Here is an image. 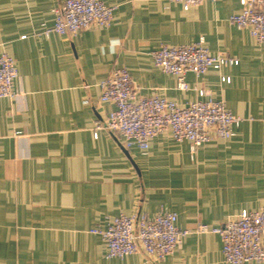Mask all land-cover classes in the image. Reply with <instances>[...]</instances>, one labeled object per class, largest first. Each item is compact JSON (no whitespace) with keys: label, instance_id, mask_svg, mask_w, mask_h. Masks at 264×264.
Masks as SVG:
<instances>
[{"label":"crops","instance_id":"0c3cea01","mask_svg":"<svg viewBox=\"0 0 264 264\" xmlns=\"http://www.w3.org/2000/svg\"><path fill=\"white\" fill-rule=\"evenodd\" d=\"M62 1L0 0V52L13 56L17 70L15 95L0 98V264H231L219 235L194 227L264 208V42L229 22L239 0L188 9L171 1L102 0L114 7L108 27L73 37L45 33ZM199 37L211 53L238 63L188 72L189 89H179L150 52ZM117 67L129 71L139 96L180 105L223 100L241 118L235 135L191 149L166 131L146 150L124 148L105 128L95 137L96 123L114 108L100 100L99 83ZM164 210L190 233L161 259L141 250L107 258L105 243L90 231L120 213L152 217Z\"/></svg>","mask_w":264,"mask_h":264},{"label":"built area","instance_id":"2783aa9c","mask_svg":"<svg viewBox=\"0 0 264 264\" xmlns=\"http://www.w3.org/2000/svg\"><path fill=\"white\" fill-rule=\"evenodd\" d=\"M179 3L183 9L196 7L205 0H161ZM215 1V0H209ZM241 9L229 15L231 24L248 30L258 43L264 42V0H239ZM114 7L102 0H63L52 10L53 23L48 31L73 37L91 26L108 27ZM153 63L162 72L175 77L176 86L187 90L188 72L199 76L208 69L236 65L238 60L224 53H211L203 37L182 45H161L150 52ZM17 75L12 55L0 52V98L13 97V81ZM229 82L230 77L222 76ZM100 100L113 104L103 122L95 125L119 135L124 148L132 145L142 150L149 147L151 138L169 131L177 141L187 140L191 149L214 138L229 139L241 118L227 109L221 99L207 97L184 105L160 95L139 96L129 71L114 68L99 83ZM200 96L205 91L198 90ZM175 212L164 210L152 217L145 213L114 216L104 228L90 231L100 236L106 246L107 258H122L138 250L147 256L161 259L174 252L189 229L176 226ZM196 233L218 234L222 243L223 260L231 264L262 262L264 260V208L242 210L220 226L201 222L194 227Z\"/></svg>","mask_w":264,"mask_h":264}]
</instances>
